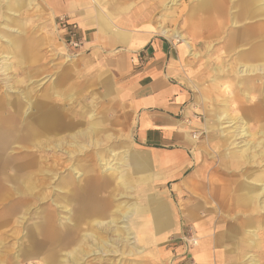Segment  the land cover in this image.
<instances>
[{
	"label": "rangeland",
	"instance_id": "1",
	"mask_svg": "<svg viewBox=\"0 0 264 264\" xmlns=\"http://www.w3.org/2000/svg\"><path fill=\"white\" fill-rule=\"evenodd\" d=\"M115 1L128 10L138 7L142 12L144 29L154 31L156 25H161L177 30L189 39H196L198 34V42L193 45L196 55L180 54L185 56L177 59L176 79L189 93L187 108L194 123L192 169L198 168L201 172L196 181L199 188L187 190L183 192L185 194L181 192L183 190L174 188L171 189V201L165 198L177 212L175 224L179 230L165 240L155 236L157 242L152 247L155 253L158 252L157 255L144 253L141 257L143 249L138 253L137 249L143 248L142 243L139 245L130 241L127 244L110 230L104 237L111 240L107 248L115 252L90 254L87 257L78 254L71 263L67 259L63 261L66 251L55 250L53 264H178L180 258L194 248L189 244L190 237L197 238L192 224L184 219L185 207L196 208L200 217L205 216L203 174L206 177L209 173L213 181L225 183L229 192L245 182L254 183L261 179L260 176L264 178V137L253 119L254 104L264 102V60H253L248 55L252 41H264V0H104L106 3ZM4 4L5 0H0V34L18 41L20 48L7 46L0 39V126L12 121V105H26V99L34 104L40 96L63 107L65 120L77 122L75 128H84L90 120L89 115L96 123L93 136L100 140V144H93L83 149L82 153L78 149L73 164L68 161L65 152L59 153L66 165L61 169L60 182L55 184L54 191L48 189L47 199L58 201L59 195V204L70 208L71 189L67 177L75 179L72 166H76L80 172L92 166L93 173L98 175L103 174L101 170H104L103 164L95 159L94 152L99 147H107V159L112 158L109 149L116 151L117 158L122 157L128 148L142 152L134 140V116L126 102L112 94L110 84L106 85L105 80L110 75L95 74L88 68L87 60L76 55L79 47L68 45L67 39L54 24V16L42 0H26V5L14 6L13 11L6 10ZM211 24L216 35L207 34L203 27ZM4 25L12 27V30ZM153 33L170 40L176 51L180 47L181 42L171 36L158 31ZM252 33H255L254 37L250 36ZM232 35L235 47L231 49L228 44ZM66 57H71V60ZM244 68H247L245 74L239 72ZM31 115L27 114L30 122ZM244 121L250 135L240 137L237 132ZM246 141H249L250 148L243 158L238 157ZM207 165L210 166L209 170ZM119 170L128 180L129 188L118 186L115 171L106 172L112 179V194L107 197L109 203H121L123 206L138 200L145 204L147 195L155 197L164 194L169 197L166 189L159 193L154 187V175L150 171H146L149 179L142 185V193L140 191L137 197L134 181L139 175L127 166L121 165ZM1 172L13 174L10 169L2 170L0 167ZM87 172H84V176ZM225 172H231L233 178H229ZM0 177H5V181L0 182V264H46L43 251L29 247L28 232L38 223L35 217L48 208L47 204L35 205L31 217L15 215L11 199L18 195L17 191L24 192L25 183L21 178ZM119 193L123 195L119 196ZM102 195L106 197L107 193L103 192ZM210 204L214 206L215 202L211 201ZM109 205V210H113ZM215 212L212 215L214 223L220 224L223 217L232 219L239 227L238 233H242L240 243L236 242L235 248L229 245L235 251L226 264H246L250 259L255 260L256 264H264V223L255 219L256 213H248L241 206L228 210V215H223L219 209ZM57 216L64 222L68 212L58 209ZM112 216L109 212L105 219ZM249 240L256 244L250 245ZM170 244L171 254L161 257L160 252L162 254V250H168ZM150 247L149 244L146 248Z\"/></svg>",
	"mask_w": 264,
	"mask_h": 264
},
{
	"label": "crops",
	"instance_id": "2",
	"mask_svg": "<svg viewBox=\"0 0 264 264\" xmlns=\"http://www.w3.org/2000/svg\"><path fill=\"white\" fill-rule=\"evenodd\" d=\"M42 2L54 18L66 17L68 22L77 25L81 45L76 55L87 60L88 68L95 74L110 75L106 85L110 84L112 94L126 102L134 116V140L143 154L128 148L131 160L127 168L139 175L134 181L136 187L133 185L136 196L139 197L142 185L149 179L146 171L154 175V187L159 193L168 191L169 197L147 195L145 204L135 201L140 218L138 229L144 241L140 256L144 253L155 256L158 254L152 247L157 242L155 236L165 240L179 230L175 224L177 212L165 198L171 201L174 188L183 190H180L182 193L199 188L196 181L201 172L198 168L192 169L194 123L187 108L189 93L176 79L177 59L185 55H180L179 48L176 51L170 40L144 29L138 7L128 10L118 1L106 3L104 0ZM225 173L233 178L231 172ZM202 181L205 216L200 217L196 208L186 206L184 218L192 224L198 245L180 258L178 264H226L235 251L229 245L235 248V243L241 240L242 233H238L239 227L232 219L223 217L220 224L213 222L214 210L223 209L228 187L213 181L209 173L206 177L203 174ZM211 201L215 202L214 206ZM196 203L199 206V201ZM232 208L236 207H230L229 211ZM147 238L149 242H145ZM149 244L151 247L146 248ZM167 254H171V244L168 250L160 252L161 257Z\"/></svg>",
	"mask_w": 264,
	"mask_h": 264
},
{
	"label": "bare ground",
	"instance_id": "3",
	"mask_svg": "<svg viewBox=\"0 0 264 264\" xmlns=\"http://www.w3.org/2000/svg\"><path fill=\"white\" fill-rule=\"evenodd\" d=\"M23 5H26V0H5L4 8L8 11H13L12 8L14 6ZM4 27L12 30V27L8 25H4ZM148 27L149 25H147ZM155 27L157 28H154V31H158L165 36H171L175 41L181 42L179 47L180 54L196 55V52H193V45L198 42V34L196 39H189V37L187 38L185 34L183 35L177 30H171L161 25H156ZM203 27L207 30V34L216 35L213 32L212 24L211 26ZM18 32L21 33L22 31L18 30ZM250 36L254 37L255 33ZM0 39H3L7 46L20 48L19 42L12 37H4V35L0 34ZM228 47L231 49L235 47L233 35ZM248 55L253 60H264V41H252ZM66 59L71 60V57H66ZM246 71L247 68H244L239 72L245 74ZM25 101L26 105L21 106L19 103L12 105L14 114L12 121L8 125L1 124L0 126V167L2 170L10 169L13 172L12 175L4 174L3 172L0 175L10 178H21L25 183L26 189L24 188V192L17 191L18 195L11 199V206L15 215L21 214V217L25 215L31 217L34 213L35 205L47 204L48 208L37 213L38 215L35 218L38 219V223L28 232L29 247L43 251L46 264H53L55 262L53 259L55 250L57 252L60 250L66 251L63 261L67 259L71 263L74 262L78 254L87 257L90 254L99 253L101 255L115 252L107 248L109 246L108 242L111 240L104 237L105 233L110 230H113L116 237L124 240L127 244L132 241V243L137 242L141 245L144 241L141 237L142 232L138 229L137 204L132 202L129 205L124 204L122 206L121 203H109L107 198L109 194H112V179L106 173L108 171L117 173L118 186L123 189L129 188L128 180H126L119 168L121 165L130 166V152L126 150L122 157L117 158L116 151L109 149L108 153L111 154L112 158L107 159L105 152L107 147H99L94 154L96 162L103 164L104 170H101L103 174L99 173L97 175L93 173L92 166H87L88 169L86 167L85 169L88 172L84 176L86 170L80 172L76 169V166H72V173L75 171L74 173L76 174L75 179L70 180L67 177L68 187L72 190H69L71 192L70 203L72 206L68 208L59 204V195H57L58 201L56 199L48 200V189L54 191L55 184L60 182L61 169L66 165V163L61 161L59 153L61 151L65 152L66 158L73 164L79 151L82 153L83 149L93 144H100V140L94 139L93 136L96 133V123L92 119V115L88 116L90 120L85 123L84 128H75L77 122H73L70 119L65 120L66 113L64 108L55 102H51L43 96L38 97L34 104L28 102V99ZM254 106L253 119L256 122V126L261 130L262 137H264V102L254 104ZM28 113L32 114L31 117L33 116L32 122L27 117ZM48 130H50V133H48ZM249 132L247 123L244 121L237 135L240 137L248 136L250 135ZM243 145L238 157L244 156V153L250 148L249 141H246ZM78 149L79 151L77 152ZM81 175H83L82 178H80ZM262 176H264V173H262ZM4 178L0 177V182H4ZM260 178L258 179L259 181L255 179L254 183L245 182L239 188L230 192L227 188L224 192L225 200L223 209H220L221 213L228 215L226 212H228L230 207L241 206L248 213H256L255 219L264 223V178L261 176ZM103 192L107 193L106 197L102 195ZM121 195L123 193H119V196ZM229 198L230 202H228ZM109 204L113 207L111 211L109 210ZM58 209H64L68 212L64 222H61V219L57 216ZM109 212L114 216L107 220L105 217L107 214L109 215ZM228 229L226 228V231L230 232ZM195 239L194 247L198 245L197 238ZM249 241L250 245L256 244L252 240ZM145 242H149V238ZM262 246L264 250V240ZM142 249L138 248L137 253ZM129 252H132V250ZM246 264H256V261L250 259Z\"/></svg>",
	"mask_w": 264,
	"mask_h": 264
},
{
	"label": "built area",
	"instance_id": "4",
	"mask_svg": "<svg viewBox=\"0 0 264 264\" xmlns=\"http://www.w3.org/2000/svg\"><path fill=\"white\" fill-rule=\"evenodd\" d=\"M55 26L62 32L63 37L67 39L69 46L73 48L80 47L81 41L77 38V25L75 23L68 22L66 17H58L54 20ZM196 239L190 237L189 244L195 246Z\"/></svg>",
	"mask_w": 264,
	"mask_h": 264
}]
</instances>
